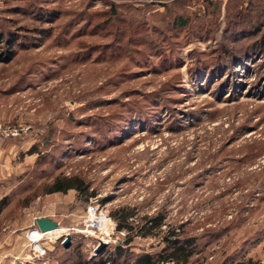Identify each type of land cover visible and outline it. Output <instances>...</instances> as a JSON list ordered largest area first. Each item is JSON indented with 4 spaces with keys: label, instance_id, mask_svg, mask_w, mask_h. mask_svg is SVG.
I'll use <instances>...</instances> for the list:
<instances>
[{
    "label": "rangeland",
    "instance_id": "obj_1",
    "mask_svg": "<svg viewBox=\"0 0 264 264\" xmlns=\"http://www.w3.org/2000/svg\"><path fill=\"white\" fill-rule=\"evenodd\" d=\"M0 34V264H264V0H0ZM91 199L127 227L64 248Z\"/></svg>",
    "mask_w": 264,
    "mask_h": 264
},
{
    "label": "trees",
    "instance_id": "obj_2",
    "mask_svg": "<svg viewBox=\"0 0 264 264\" xmlns=\"http://www.w3.org/2000/svg\"><path fill=\"white\" fill-rule=\"evenodd\" d=\"M4 36H2V34H0V44L1 43H5L6 50H4V52L0 53V62L6 63L11 61V59L13 58V53L14 50H12L13 47V43L9 40L6 41V38L4 39ZM48 192L47 194H51V193H58V192H67L68 190H75L78 192H83V191H87V188L83 185V183L81 182V180H79L78 178H68V179H56L51 186L48 188ZM92 195V194H90ZM4 201H2L0 203V212L3 209V203ZM121 211H115L113 213L115 219L118 221L117 223V230L120 231L121 229L127 227L126 225V220L128 218H130L131 214H126L121 216ZM161 219H158L157 217L152 218V220L148 221V223L150 225L145 224L143 229L146 231L145 233H143L144 236L148 235L150 230H157L161 227ZM174 236V234H172V237ZM167 243H168V249L170 250V252L163 257H158L157 259H154L153 256L150 255H142L140 256L137 260H135V262L133 264H159L161 260H167V261H171V262H175L176 264H187L188 263V259L191 257L192 255V250L188 251L187 248L189 246H191V242L189 240H185L182 243L175 238V236L171 239L167 238ZM163 262V261H161ZM80 264V263H77Z\"/></svg>",
    "mask_w": 264,
    "mask_h": 264
},
{
    "label": "built area",
    "instance_id": "obj_3",
    "mask_svg": "<svg viewBox=\"0 0 264 264\" xmlns=\"http://www.w3.org/2000/svg\"><path fill=\"white\" fill-rule=\"evenodd\" d=\"M0 134L4 136V131L3 130L0 131ZM86 214L87 216L82 221V226H81L82 228L80 229L66 228L65 231L61 233L56 240L61 239V242H63L66 236H69L71 234L75 235V233L77 232L79 235H81L85 239L90 238L92 240H95L94 242L96 243V245H99L100 243L109 245L110 243H112V237L116 232V224L106 212H103L100 209V205L96 200L94 199L90 200V205L87 208ZM34 231L35 232L38 231L44 236V237H41V241L38 243L37 247L35 246L34 241L29 237V235L27 236V239L30 241V243L33 246V252H34V260L32 259L30 260L36 263L42 256L46 255V251H47L46 247H44V244L42 243L43 244L42 245L41 242L49 241V239L46 240L47 236L45 232H41L36 226V219L33 220V226H32V230L30 231V233ZM46 233H49V232H46ZM122 235L125 237L124 232L122 233ZM53 236H56V235H53ZM14 261L19 262V264H22L20 263L18 259H14ZM24 263L30 264V261L27 260ZM41 264H47V263L43 262ZM162 264H173V262L162 263Z\"/></svg>",
    "mask_w": 264,
    "mask_h": 264
},
{
    "label": "water",
    "instance_id": "obj_4",
    "mask_svg": "<svg viewBox=\"0 0 264 264\" xmlns=\"http://www.w3.org/2000/svg\"><path fill=\"white\" fill-rule=\"evenodd\" d=\"M36 226L41 232H49L55 230L58 227V224L55 221L51 220L50 218H39L36 219ZM70 244H71L70 236H66L63 242V247L68 248ZM105 247L106 244L100 243L98 248L96 249V253L99 254Z\"/></svg>",
    "mask_w": 264,
    "mask_h": 264
},
{
    "label": "bare ground",
    "instance_id": "obj_5",
    "mask_svg": "<svg viewBox=\"0 0 264 264\" xmlns=\"http://www.w3.org/2000/svg\"><path fill=\"white\" fill-rule=\"evenodd\" d=\"M61 232V230L60 229H58V227L55 229V230H53V231H49V233H46L45 232V234L47 235V236H49V235H52V234H58V233H60ZM41 234V233H40ZM43 235V234H42Z\"/></svg>",
    "mask_w": 264,
    "mask_h": 264
}]
</instances>
